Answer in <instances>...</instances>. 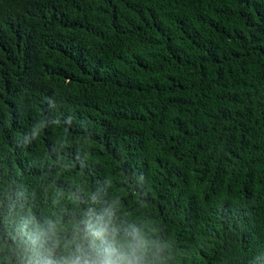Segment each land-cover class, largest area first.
<instances>
[{
	"label": "trees",
	"instance_id": "trees-1",
	"mask_svg": "<svg viewBox=\"0 0 264 264\" xmlns=\"http://www.w3.org/2000/svg\"><path fill=\"white\" fill-rule=\"evenodd\" d=\"M93 194L151 264H264V0H0V264Z\"/></svg>",
	"mask_w": 264,
	"mask_h": 264
},
{
	"label": "clouds",
	"instance_id": "clouds-1",
	"mask_svg": "<svg viewBox=\"0 0 264 264\" xmlns=\"http://www.w3.org/2000/svg\"><path fill=\"white\" fill-rule=\"evenodd\" d=\"M90 199L71 227L59 220H46L43 228L22 220L11 246L17 264H151L138 229L118 224L114 205L104 206L96 194ZM98 203L100 208L92 206Z\"/></svg>",
	"mask_w": 264,
	"mask_h": 264
}]
</instances>
